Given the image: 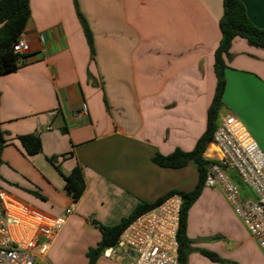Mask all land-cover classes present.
Returning <instances> with one entry per match:
<instances>
[{"label": "crops", "instance_id": "crops-1", "mask_svg": "<svg viewBox=\"0 0 264 264\" xmlns=\"http://www.w3.org/2000/svg\"><path fill=\"white\" fill-rule=\"evenodd\" d=\"M240 1L264 29V0ZM77 7L93 36L94 59ZM30 10L20 38L30 45L29 62L0 76V188L42 213L66 218L46 263L61 264L71 248L78 245L87 255L99 245V225L116 226L140 202L197 185L195 161L173 169L152 158L193 151L207 129L223 0H30ZM225 60L220 117H238L264 151V49L237 37ZM27 134L40 137V153H26L19 136ZM212 149L209 144L206 158ZM76 167L85 185L77 201L64 178ZM209 189L189 212L188 264H264L252 239L258 254L235 260L223 254L228 263L198 252L205 247L194 242L193 220L212 202ZM103 259L134 261L122 253Z\"/></svg>", "mask_w": 264, "mask_h": 264}, {"label": "built area", "instance_id": "built-area-1", "mask_svg": "<svg viewBox=\"0 0 264 264\" xmlns=\"http://www.w3.org/2000/svg\"><path fill=\"white\" fill-rule=\"evenodd\" d=\"M14 52L29 53V43L19 40ZM82 108L86 111V104ZM210 144L213 149L208 159L213 163L205 187L224 191L264 252V152L245 124L232 114L220 117ZM182 204L180 195L170 196L133 221L117 245L106 248L102 256L113 259L122 253L134 260L131 264H179L177 235ZM65 222L66 218L42 213L0 188V264H46Z\"/></svg>", "mask_w": 264, "mask_h": 264}, {"label": "trees", "instance_id": "trees-1", "mask_svg": "<svg viewBox=\"0 0 264 264\" xmlns=\"http://www.w3.org/2000/svg\"><path fill=\"white\" fill-rule=\"evenodd\" d=\"M78 8V7H77ZM79 19L84 27V32L90 47L92 59H94V42L88 24L77 9ZM31 16L30 0H0V76L15 72L21 65L29 62V55L14 52V45L20 40ZM221 40L215 51L214 71L217 78L212 104L208 110L207 129L198 140L193 151L185 152L176 150L170 155L156 153L152 160L158 166L178 169L195 161L199 179L195 188L191 191L173 190L153 203L140 202L129 216L113 227L99 225L102 239L96 248L87 252L88 264H97L98 258L108 247L117 245L121 233L138 217L163 203L170 196L178 194L183 199L178 230L179 264H188V257L192 248V240L188 236L189 211L201 196L205 188V179L209 166L213 163L204 156L208 145L213 141L215 130L220 119V111L223 106V97L226 89L225 72L227 67L226 57L230 56V50L235 38L245 39L250 46L264 49V29L256 27L248 17L246 7L240 0H223V15L220 20ZM19 140L29 155L41 152L42 142L38 135L27 134L19 136ZM4 143L3 133L0 129V145ZM67 193L77 201L84 192L85 185L79 167H76L70 175L64 176ZM202 255L216 263H228L218 253L207 249H198Z\"/></svg>", "mask_w": 264, "mask_h": 264}, {"label": "rangeland", "instance_id": "rangeland-1", "mask_svg": "<svg viewBox=\"0 0 264 264\" xmlns=\"http://www.w3.org/2000/svg\"><path fill=\"white\" fill-rule=\"evenodd\" d=\"M209 190L212 194V202L204 204L199 217L193 220L195 229L198 233L193 238L195 240L194 242L201 247H205V249H215L216 252L219 250L220 252L217 253L220 256H223V254L228 255L229 258L223 256L228 259H238L248 256V254L253 255V253H255V255L258 254V250L254 251L252 248L253 244L250 240L252 237L244 227L240 218L235 214L231 204L227 201L221 189L217 187ZM189 224L190 219L188 220V227ZM77 247L78 245L76 248ZM76 248H71L70 254L64 255L61 264H88L87 255L80 252L79 248L77 251ZM73 249L75 250L73 251ZM72 251L75 253L74 256L71 255L73 253ZM191 254L192 252L190 255ZM104 261L105 259L102 257L100 263L104 264ZM199 263L200 261L196 260L195 264Z\"/></svg>", "mask_w": 264, "mask_h": 264}]
</instances>
